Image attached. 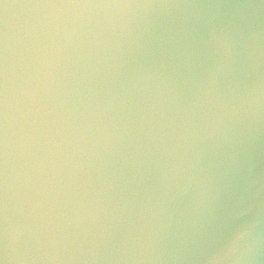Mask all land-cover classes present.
<instances>
[{"label": "water", "instance_id": "water-1", "mask_svg": "<svg viewBox=\"0 0 264 264\" xmlns=\"http://www.w3.org/2000/svg\"><path fill=\"white\" fill-rule=\"evenodd\" d=\"M0 264H264V0H0Z\"/></svg>", "mask_w": 264, "mask_h": 264}]
</instances>
